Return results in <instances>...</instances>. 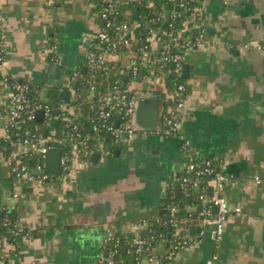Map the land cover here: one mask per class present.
I'll return each mask as SVG.
<instances>
[{
  "label": "crops",
  "instance_id": "0c3cea01",
  "mask_svg": "<svg viewBox=\"0 0 264 264\" xmlns=\"http://www.w3.org/2000/svg\"><path fill=\"white\" fill-rule=\"evenodd\" d=\"M96 2L0 0L6 54L0 73L41 85L44 98L54 91L71 93L72 72L86 68L89 48L104 26ZM202 11V23L194 28L203 43L184 55L189 78L182 79L181 71L177 75L187 95L181 134L138 130L116 141L113 155L99 146L91 157L75 158L69 176L51 173L60 178L45 183L28 175L15 178V154L8 156L0 146V211L13 207L22 232L18 248L2 246L0 256L17 264H97L107 225L118 233H135L140 222L160 215L170 203L182 204L189 213L187 201H176L185 194L179 196L177 189L185 162L200 159L223 164L228 176L223 194L243 213L229 214L221 238L213 225L189 213L184 228L193 242L169 264H207L212 258L214 264H264V50L256 47L264 43V0H203ZM209 26L215 34L207 32ZM55 42L59 60L50 62ZM157 52L145 58L155 59ZM116 61L128 67L132 53L107 56L106 62ZM143 76L137 91L160 95L166 90L164 79ZM9 89V82L0 84V139L6 134ZM182 136L190 141L189 151ZM205 203L191 198L195 210ZM165 251L159 248L157 254Z\"/></svg>",
  "mask_w": 264,
  "mask_h": 264
},
{
  "label": "trees",
  "instance_id": "16d2710c",
  "mask_svg": "<svg viewBox=\"0 0 264 264\" xmlns=\"http://www.w3.org/2000/svg\"><path fill=\"white\" fill-rule=\"evenodd\" d=\"M95 1H97V10L99 11L102 9L105 2L104 0ZM114 2L115 9L119 14L115 16L113 15L112 27L107 29L111 37L110 41H113L112 37H116L115 29L118 25H135L134 28H131L132 31H129V35L127 36L128 42L122 41L117 49L121 53L128 51L134 55L133 60L138 67V72L140 73V70H143L142 77H144L143 75L151 77L147 68L143 66L145 54L147 52L151 54L153 53L151 43L147 41V37L151 30L159 31L158 36L164 40V44H170L171 48L169 49L168 54L180 53L184 57L187 51V41L190 39L194 40V27L202 23L198 9L202 8L203 0H114ZM127 12L129 13L127 14ZM168 12H170V20L166 25L165 19L168 16ZM174 12L175 14H173ZM158 15H161V20L153 22L152 18H157ZM176 42L179 43L178 46H175ZM3 48L0 45V57L5 61V48L4 52H1V49ZM89 49L98 53L104 51L97 48L95 45ZM166 51L167 49L162 46L159 48L158 53L160 58L164 54H167ZM2 60H0V63ZM151 60L154 61L157 71H160V69L164 71L166 90L158 91V93L163 97L162 111L163 113H167L168 109L174 105L173 101L168 97V92L176 82H181L182 80L179 76L174 77L173 72H170L167 75L165 74L169 69H173L172 62L164 64L162 61L158 62L153 58H151ZM49 61L53 62L51 56ZM85 66L86 71H84L83 67L80 68L85 77L76 80L75 84L70 89L71 93H73L72 99L69 104H64L65 107L63 112L65 113V118L57 120L58 123L55 126L47 125L46 121L38 122L36 118L26 121L17 129V131L20 132L21 137L26 136L25 132L27 130H30L32 133H42L45 135L44 129L47 127L48 136H52L53 138L48 143L53 145L55 149L61 150L62 154H66L68 152L71 153V146L68 143L63 142V139L68 135L77 132L81 136L90 137V142L92 144H97V147L103 146L109 150L108 152L110 155H113L117 137L108 130V126L110 124L116 125V120L123 118L124 109L123 107H107V110H110L112 115L109 118L102 119L100 117V111H96L94 103L89 100L90 83L88 80L94 79L98 93H102L103 95L108 96L109 93L114 92L123 93L129 80L132 78V68L123 66L120 61L100 64L96 71L90 70L88 63ZM8 77L9 82L18 81L10 75H8ZM136 78L139 80V75H137ZM4 79L5 76L0 73V84ZM132 94L134 93L131 92L129 96ZM28 96L32 104H37L38 106L41 105L43 108L48 106L51 109L47 118L53 117L56 104L60 106L63 104L59 100L54 99L50 93L48 98H44L41 85L30 84ZM184 96L187 97L186 94H184ZM116 102L117 100H112V105H115ZM72 108L75 109L74 112H71L70 109ZM102 108H104V106ZM163 130L167 131L166 128ZM0 146L5 150L8 156H11L13 152L16 153L12 159V165L18 164L27 166V169L25 170L26 174L24 171L22 172L24 175H34L37 178L42 175V173L36 171L38 164L44 160L41 154L35 150L27 149L24 146L23 141L18 142V137L15 136L14 133H12L6 140L0 139ZM94 150L97 151V148H94ZM52 177L60 178L56 175H52ZM206 180V178L198 181L192 179L194 186L191 187L190 194L186 195L185 193L180 198L176 199V201L184 203L187 199H191L195 196L200 199L203 187L206 186V188H208ZM197 187L199 188V191L197 190ZM207 205L208 202L206 203V206ZM173 206L174 203H170L163 209V212L160 215L139 223V232L148 240V243L144 245L142 252H137L135 248L130 249V244L135 240L137 233L117 232L118 236L121 238L119 252L114 256L117 264H142L145 261H149V258L157 253V249L164 247L166 250L165 254L171 249L174 242V234L177 229L168 224L171 208ZM176 209V215L179 218L187 217L189 215L187 211H183L178 207ZM14 210L13 207L11 208L7 206L0 211V238L3 247L8 244H14L18 248L19 245L17 237L22 232L18 229V225L16 224V213ZM147 223L149 224L148 228L145 227ZM191 231L195 230H192L191 227ZM190 233L191 232L187 230L182 232V234L186 235V238L188 239L191 237ZM164 239H167L165 244H163ZM192 242L193 241L188 242V245L192 244ZM109 250H111L110 247L105 249V252L107 253ZM165 254L161 255L163 264L171 263L173 259L167 258V255Z\"/></svg>",
  "mask_w": 264,
  "mask_h": 264
},
{
  "label": "built area",
  "instance_id": "2783aa9c",
  "mask_svg": "<svg viewBox=\"0 0 264 264\" xmlns=\"http://www.w3.org/2000/svg\"><path fill=\"white\" fill-rule=\"evenodd\" d=\"M105 4L102 6V9L98 11L100 18L104 23V27L96 34V47L99 49L104 50L101 53H98L94 50H89L87 54V63L92 71H96L100 64H104L107 61V56L109 54H116L120 51L117 49L118 46L121 44L122 41L128 42L127 36L129 35V31H132L131 28H134L133 25L128 24H120L116 27V37H112L113 41H110V35L108 32V28L112 27V19L113 15H118L119 12L115 9V2L114 0H104ZM181 6V5H180ZM199 15L201 19L203 18L202 8L198 9ZM129 12H127L128 14ZM175 14V12L173 13ZM157 20H161V15H158L157 18H152V21L155 22ZM3 17L1 15L0 10V45L2 48L4 47V33H3ZM159 31H150L149 36L147 37V41L151 43V47L153 52L162 46L163 48L167 49L166 53L161 58H157V61H162L164 64L167 63H175L176 67L173 69H169L167 71L168 74L170 72L176 73L177 75L180 74L182 69V64L184 57L180 53L168 54L170 44H164V40L158 36ZM203 35L200 37L194 38V40L190 39L187 41V50L196 46L201 45L203 43L202 40ZM179 43L176 42L175 46H178ZM256 47L259 50H264V43H256ZM51 59L53 61H58V45L57 43H51ZM1 52H4V48L1 49ZM149 53V52H147ZM146 53V54H147ZM158 53V52H157ZM155 59L156 60V54ZM145 54V55H146ZM132 56H134L132 54ZM145 57V56H144ZM0 60L2 58L0 57ZM5 61L2 60L0 63V70L3 67ZM143 66L147 68L149 75L151 77H158L164 79V71L160 69L157 71L155 67V63L153 60L149 58H145ZM127 68H132V78L129 80L126 89L123 93L121 92H114L109 93L108 96L103 95L102 93H98L97 85L95 80L89 79L88 82L90 83V100L95 103V105H99L100 117L102 119L109 118L112 113L110 110H107V107H123L124 113L123 118L120 119V126L117 127L114 124H110L108 126V130L111 131L117 138L120 136L123 130H129V134L133 135L137 133V130L132 127L133 123V115L137 108V92H136V83L137 75H139L138 67L133 60L131 65ZM163 68V67H162ZM161 72V73H160ZM163 73V74H162ZM163 76V77H162ZM73 77V84L77 79H83L85 76L81 72L80 69H75L72 72ZM5 82H9V77L5 75ZM10 83V89L8 94V104H7V124H6V134L4 139H8L12 133L18 137V142L23 141L24 146L27 149H32L37 151L41 154L42 158L44 159L43 162L39 163L37 166V170L42 175L36 178L34 175H30L29 178L35 180L39 183H45L48 180L52 179V174L47 169V156L48 152L54 150L55 147L48 142L52 140V136H45L42 133H32L30 130L25 132L26 136L21 137L20 132L17 131L20 128L21 124L30 121L36 118V114L38 110H44V117L47 125H51L54 118L64 119L65 113L62 112L58 116L48 117L50 114L51 109L47 106L43 108L41 105L32 104L29 98V91H30V84L24 83L20 81H12ZM186 90L185 83L176 82L174 86L169 90V98L173 101L174 105L170 107L167 113H160V121L163 126V129L166 128L167 132L170 134H181V120H180V112L183 107L186 105L187 97L184 96ZM133 92L131 96L129 94ZM112 100H117L115 105H112ZM104 106V108H102ZM182 142L184 144V148L186 151L190 150V141L187 140L185 137H181ZM63 142L68 143L71 146V153H66L61 155V172L62 176H69L71 169L70 164L74 161L75 158L78 156L83 155L84 157H89L95 151L94 148H97V144H92L90 142V137L88 136H81L79 133H73L68 135L63 139ZM62 153V152H61ZM13 154H16L15 152ZM223 164L215 163L212 160H200V159H188L184 164V174L181 175L180 178V188L186 195L190 194L191 187L194 186L192 179L194 180H202L204 178L210 179L212 181V185L210 188L212 189V193L208 196L209 188L206 186L203 187L202 193L200 194V199L203 201L208 202L207 206H204V209L201 211V214L204 216L203 221L206 224L213 225L215 227L216 233L218 237L224 233L226 220L228 219L229 214L236 213L242 214V209L240 207L232 208L229 205L227 198L223 194V187L225 183L228 181V176L223 171ZM13 176L17 179L25 176L26 174V165H12L11 166ZM24 171V173H22ZM258 181L260 179L256 178ZM206 204V203H205ZM214 206L218 207V212L214 214L212 212V208ZM177 207L173 206L171 208V213L169 216L168 224L171 227L177 228L175 231L174 242L172 247L165 255L169 259H175L181 250L188 246V242L191 241V237L186 238V235L182 234V232L186 229L184 226L190 221L191 215L187 217H177ZM184 225V226H183ZM183 226V227H181ZM106 239L104 244V252L100 254L97 264H117L115 261V254L119 252V245L121 243V238L118 236L117 232L113 230L110 225L106 226ZM136 238L130 244V249L135 248L137 252H142L143 247L145 244L148 243L147 238H145L139 230L136 231ZM163 236V235H161ZM167 239H164L163 244H165ZM0 247H2V242L0 238ZM111 248L109 252H105V249ZM215 258L210 259L207 264H214ZM150 262H154V264H163L162 256L160 254H154L149 258ZM0 264H13L12 261L7 259L5 256H0Z\"/></svg>",
  "mask_w": 264,
  "mask_h": 264
},
{
  "label": "water",
  "instance_id": "95a60500",
  "mask_svg": "<svg viewBox=\"0 0 264 264\" xmlns=\"http://www.w3.org/2000/svg\"><path fill=\"white\" fill-rule=\"evenodd\" d=\"M169 15L170 12H168V16L165 19L166 25L169 23ZM207 32L211 33V34H215L216 32V28L213 26H209L207 28ZM200 35V29L199 28H194L193 29V36L194 38L199 37ZM173 68L176 67V64L173 63L172 64ZM84 71H86V68L84 69ZM189 71H190V64L189 63H183L182 64V69H181V74L180 77L182 79H186L189 78ZM143 73V70H140L139 73V79H141V75ZM173 76L176 77L177 74L173 73ZM22 82V81H21ZM186 91V90H185ZM137 108L136 111L134 112L133 115V123H132V127L135 128L137 131L138 130H145V129H149V128H157L158 130H162L163 126L161 124V121L158 119V115H159V111H161L160 109V102H162L163 97L154 93L151 94H145L143 92H139L137 91ZM72 94L68 93V92H60V91H54L52 92V97L54 99H57L59 101H61L62 103L65 104H69L72 98ZM94 107L97 109V111L99 110V105H94ZM64 111L63 107H59L58 104L55 105V110L53 112V116H58L60 113H62ZM44 110H38L37 114H36V120L38 122H43L45 120L44 117ZM58 121L54 120L53 125H57ZM52 125V124H51ZM116 126L119 127L120 126V119L116 120ZM129 130H123L120 134V136L117 138L118 140H122V139H127L129 137ZM44 133L45 136H47L48 134V128L46 127L44 129ZM61 150L57 149V150H51L48 152V156H47V169L50 173L53 174H59L61 172ZM97 157H100V154H97ZM207 181H209L207 179ZM197 190L199 191V188L197 187ZM177 192L179 194V196L182 195V189L178 188ZM212 193V189L209 188L208 190V196H210ZM187 205L189 206L188 212L192 213L194 218H199V219H204V216L201 215L199 216V212H201L204 209V204H200L196 210L191 207V199H187ZM174 206L179 207L180 209L183 207L182 204H177L174 203ZM183 211H185L183 209ZM212 212H214L215 214L218 212V207L214 206L212 208Z\"/></svg>",
  "mask_w": 264,
  "mask_h": 264
}]
</instances>
